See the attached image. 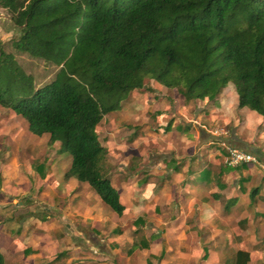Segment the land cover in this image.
Returning a JSON list of instances; mask_svg holds the SVG:
<instances>
[{"label": "trees", "instance_id": "1", "mask_svg": "<svg viewBox=\"0 0 264 264\" xmlns=\"http://www.w3.org/2000/svg\"><path fill=\"white\" fill-rule=\"evenodd\" d=\"M0 8L17 29L12 47L57 67L52 79L34 87L0 41V106L22 117L33 135L47 134L56 152H67L63 179L86 184L118 216L125 207L105 175V148L94 128L144 79L174 89L185 104L213 106L230 84L235 107L264 122V0H0ZM213 144L208 147L223 154ZM34 170L44 176L42 163ZM199 176L212 177L209 169ZM244 180L238 178V189ZM258 192L259 186L249 188V204ZM235 201L226 199L224 210ZM142 222L136 217L132 224ZM258 244L264 248V238ZM146 247L140 236L127 252ZM248 260L239 248L222 264Z\"/></svg>", "mask_w": 264, "mask_h": 264}, {"label": "rangeland", "instance_id": "2", "mask_svg": "<svg viewBox=\"0 0 264 264\" xmlns=\"http://www.w3.org/2000/svg\"><path fill=\"white\" fill-rule=\"evenodd\" d=\"M16 35L17 29L8 12L0 8L3 49L12 54L24 74L30 75L34 87L52 79L57 67L16 51L11 45ZM222 94L227 113L214 112L209 119L205 115L215 107L209 102L185 104L174 89L144 79L143 86L128 92L117 110L102 116L94 132L105 148V175L117 188L120 202L127 205V211L121 216H116L87 185L76 183V187L66 183L62 174L69 163L68 153L56 152L57 143L48 144L47 134L33 135L26 129L22 117L0 106V255L3 263L83 264L85 259L89 260L88 264H143L144 257L150 256L148 250L134 248L130 254L126 253L131 240L137 241L142 236L151 245L150 250H157L156 254L160 249L169 248L176 252L177 264H222L238 248L251 253L247 264H264V248L258 244L264 238V223L257 222L259 216L252 219L250 215L233 211L225 217L214 215L222 226L204 219L199 222L202 226H196L195 219L187 215L177 224L164 226L162 222L168 220L167 215L170 219L176 218L174 208L162 217L158 215L159 207L145 204L159 188V183L150 180L149 172L145 171L149 159L162 156L167 159L171 155L163 166L172 169L176 162L193 156L195 127L219 136L231 135L234 127L245 136L247 127L240 128L242 118L233 103L232 85H227ZM169 120L172 136L163 132ZM260 121L257 117L251 127L253 133L260 130ZM177 141L185 146H177ZM214 142L221 147V141ZM170 149L172 153L168 154ZM38 163L44 166L42 178L34 170ZM156 172L158 176L163 171L156 169ZM171 187L168 184L166 191L174 192ZM233 187L238 193L239 189ZM131 191L134 193L128 199ZM131 201L138 202L140 209L134 210ZM258 205L264 211V204ZM89 206L94 208L93 213L102 216V221H95V217L86 219ZM136 217L143 220L137 227L132 224ZM241 218L246 219L242 226L237 222ZM116 227L120 228V235L111 231ZM134 228H138L135 234ZM67 254L72 256L69 263H65ZM166 258L175 264L171 255L166 254ZM149 259L154 264L156 258Z\"/></svg>", "mask_w": 264, "mask_h": 264}, {"label": "crops", "instance_id": "3", "mask_svg": "<svg viewBox=\"0 0 264 264\" xmlns=\"http://www.w3.org/2000/svg\"><path fill=\"white\" fill-rule=\"evenodd\" d=\"M223 91L218 95L217 97V105L213 107V109L210 110L208 115H205V117H210L214 112H223L221 115L227 113L225 111V104L227 105V102L224 103L221 99V96ZM233 103L235 104V97L232 98ZM236 108V107H235ZM238 114L241 116V124L240 128L247 127V132L245 131V136L242 135V131L238 130L233 127L231 132V135L229 136H219L215 134H211L210 131L203 130L201 128L193 129L194 133V143H193V149H194V155L193 156H187L185 161L184 159L181 160V163H175L178 168L176 170H173L169 168H164V162L168 161L171 155H168L167 159L165 157H160V159L154 158L149 159V162L147 163L148 166L146 167L145 171L149 172L150 180L154 179L159 183V188L157 191L152 192L149 200L145 203L146 205L153 207H159L160 212L158 215L165 217L164 214H167L169 209L174 208V212H176V218L170 219L169 215H167L165 218L168 219L165 222H162L164 226L168 225V223H174L177 224L178 220L180 218H184L187 215H191L193 219V223L196 226H202L199 222L201 219H204V221H207L208 223H214L215 226H222L219 223V219L217 220V217L215 218L214 215H220V216H229L230 214H233V211H237L239 214L245 213V215H250L253 219V216L257 215L259 216L260 220H257V222L263 224L264 223V211L259 210V203L264 204V184L261 183V178L264 177L258 170V168L251 164H246L244 168L242 169H232L234 167L226 166L222 162V151L220 149V153L218 152V148L216 146L214 147H208L210 144L214 141H224L231 146L247 151L253 154H256L258 158L264 162V122L260 121L258 124L261 125L260 130L257 133H253L251 131V127L255 122H257V117L255 113L251 110H244V108H237ZM210 119V118H209ZM208 121V120H207ZM257 124V126H258ZM187 125V124H186ZM188 127V126H187ZM255 135L253 137V134ZM167 136L170 135V130L166 131ZM253 139L255 140L253 142ZM217 144L216 142H214ZM176 145L179 146H185V144L180 143L179 141L176 142ZM218 145V144H217ZM219 146V145H218ZM220 147V146H219ZM213 148V149H211ZM172 153V150L170 149L168 154ZM218 155V157L216 156ZM211 156L213 158H211ZM220 156V158H219ZM164 158L166 160H164ZM164 160V161H163ZM185 163V164H183ZM175 165V166H176ZM156 169L162 170L163 172H160L161 174L157 175ZM203 169H209L210 175L212 177H209L208 180H203L200 178V171ZM215 174H217V179L215 178ZM256 175H259L258 181H256ZM190 176V177H189ZM244 177L245 180L242 182L243 188L235 191L233 186H236L238 188V178ZM234 180V181H233ZM73 179H67L65 180L66 183H70V185L79 183L80 185H84V183L77 182ZM157 183V184H158ZM112 184V183H111ZM171 185L172 189H174V192H167L166 187L167 185ZM178 186H177V185ZM221 184V185H220ZM86 185V184H85ZM113 185V184H112ZM114 186V185H113ZM177 186V187H176ZM252 186H259V192L255 198L256 200L249 204L248 198H247V192L249 188ZM77 187V186H76ZM115 187V186H114ZM117 190V188L115 187ZM118 192V190H117ZM134 192L131 191V194L128 196V199H131L132 194ZM119 194V193H118ZM235 196L236 201L234 204L230 205L226 210H224V202L226 199ZM120 197V194H119ZM99 199V198H98ZM134 203V201H131L130 204H133L134 210L140 209V206ZM123 204V203H122ZM129 204V203H128ZM126 208V204H123ZM92 206L87 207L86 209V219L87 217L94 218L95 221L99 222L102 221L103 218L100 214L93 213L94 208L92 209ZM124 208L125 211H127ZM96 211V210H95ZM124 213V211L122 212ZM122 215V214H121ZM119 215V216H121ZM118 216V215H116ZM154 217V216H153ZM157 220L160 218H156ZM241 224V226L246 222L245 218H241L238 220ZM75 223V222H74ZM117 230V231H115ZM134 230V229H133ZM112 232L116 233V235L121 234L120 228L116 227L111 230ZM133 240H131L130 245ZM110 241L108 242V244ZM112 246H115L114 243H111ZM150 244H147L146 248L138 249V250H148V255H155L158 256L160 254V251H162L161 256L154 260V264H171L172 261H168L166 258V254L171 255V259H174L175 264H177V257L179 255L176 254V252H172V250L169 248L168 250H159V252L156 254L157 250H150ZM129 248V247H128ZM239 249V248H238ZM128 250V249H127ZM127 254H130L133 249L130 252H127ZM249 253V260L250 255ZM57 255V254H56ZM67 254V258L65 263H69L71 261L72 256H69ZM147 255V256H148ZM77 257V256H76ZM79 259L83 260V256H80ZM147 257H144L143 264H146ZM248 260V261H249ZM86 261L83 264H88L89 260H83V262ZM151 262V260L149 259ZM248 263V262H247ZM246 263V264H247Z\"/></svg>", "mask_w": 264, "mask_h": 264}, {"label": "built area", "instance_id": "4", "mask_svg": "<svg viewBox=\"0 0 264 264\" xmlns=\"http://www.w3.org/2000/svg\"><path fill=\"white\" fill-rule=\"evenodd\" d=\"M223 149L222 162L229 167H235L239 164H251L258 168L259 172L264 176V162L255 154L237 149L230 144L221 141Z\"/></svg>", "mask_w": 264, "mask_h": 264}]
</instances>
